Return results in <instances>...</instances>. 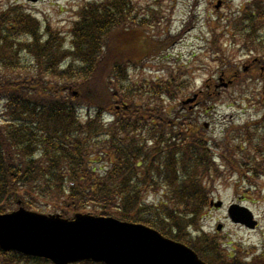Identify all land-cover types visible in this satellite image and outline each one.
I'll return each mask as SVG.
<instances>
[{"label":"trees","instance_id":"1","mask_svg":"<svg viewBox=\"0 0 264 264\" xmlns=\"http://www.w3.org/2000/svg\"><path fill=\"white\" fill-rule=\"evenodd\" d=\"M154 1L146 11L134 0L84 3L69 38L22 4L0 8V214L22 202L65 217H115L159 229L208 264H264L245 262L199 232L211 193L218 181H229V168L221 170L212 147L219 142L181 101L191 86L188 71L166 65V79L133 75L149 59L167 58L178 38L163 33L159 13L166 0ZM252 17L262 21L264 5L230 22L237 37L253 34L240 25ZM254 43L264 52V35ZM203 97L202 108L218 100ZM238 132L233 141L249 144L242 164L248 161L252 178H264V115ZM250 189L251 196L260 194ZM186 227L198 241L184 234ZM0 264L53 263L0 248Z\"/></svg>","mask_w":264,"mask_h":264},{"label":"rangeland","instance_id":"2","mask_svg":"<svg viewBox=\"0 0 264 264\" xmlns=\"http://www.w3.org/2000/svg\"><path fill=\"white\" fill-rule=\"evenodd\" d=\"M90 1L93 0H0V8L10 4H22L31 9L42 22L49 23L63 36L69 38L78 9ZM134 1L142 11L155 6L154 0ZM219 1L223 4L217 10ZM251 1L166 0L162 4L163 12L159 13L161 21L164 22L163 33L166 31L171 37L178 38L167 51V58L164 55L151 58L145 67L133 75L140 80L166 79L167 74L162 71L166 65L172 69L183 67L190 74L192 81L187 96L181 101L205 90L208 82L210 87L216 85L222 74L225 75L223 83L227 86L219 85V88L215 89L218 94L215 93L214 96L218 100H209L207 107L202 108L201 96L198 101L199 107L191 105L193 109L189 108L197 113V116L195 114L194 116L198 117L202 125L208 124L209 136L219 142V148H214L213 143L212 147L215 155L221 158L218 160L221 170L229 168L225 170L229 181L223 183L218 181L210 196L211 202L215 201L216 204L222 202L223 208L219 209L216 204L215 208L209 206L199 224L203 226L206 234L227 244L225 249L229 250V254L243 261L260 262L264 260V178L256 179L254 175L252 178L248 173V161L243 164L241 162L249 148L246 138L240 139L238 143L233 141L238 135H242L238 132L241 128L264 115V72L261 70L264 62L251 66V69L243 73L254 58L264 53L256 52V49L262 46L258 47L254 43L264 35V22L252 17L247 23H240L241 26L253 30V34L247 37H237L233 24H230L231 21L242 17ZM224 32L227 36L226 34L223 36ZM215 43H218L217 47ZM240 45L243 46L240 50L242 54L237 50L239 47L241 49ZM218 49L223 51L221 55L216 53ZM225 64L227 67L223 66ZM238 71L242 75L235 78ZM241 82L244 86L240 85ZM246 83H250V86L247 87ZM2 111L3 108L0 107V113ZM227 144L231 148H228ZM238 144H241L243 151L238 149ZM236 161L238 164H235ZM253 183L257 187L252 185ZM251 187L260 194L251 196ZM160 195L161 193L152 194L148 199L149 203ZM233 204L244 206L252 212L257 221L255 229L246 228L229 219L228 208ZM46 214L62 213L50 208ZM219 225L222 226L220 232L217 230Z\"/></svg>","mask_w":264,"mask_h":264},{"label":"water","instance_id":"3","mask_svg":"<svg viewBox=\"0 0 264 264\" xmlns=\"http://www.w3.org/2000/svg\"><path fill=\"white\" fill-rule=\"evenodd\" d=\"M229 213L234 221L253 227L246 209L232 206ZM0 246L54 264H204L192 250L142 225L80 214L65 220L25 209L0 216Z\"/></svg>","mask_w":264,"mask_h":264}]
</instances>
